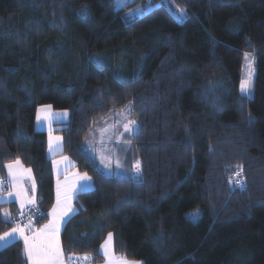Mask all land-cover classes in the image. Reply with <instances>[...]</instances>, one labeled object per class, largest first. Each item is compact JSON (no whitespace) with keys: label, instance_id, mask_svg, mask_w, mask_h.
I'll return each instance as SVG.
<instances>
[{"label":"trees","instance_id":"1","mask_svg":"<svg viewBox=\"0 0 264 264\" xmlns=\"http://www.w3.org/2000/svg\"><path fill=\"white\" fill-rule=\"evenodd\" d=\"M247 52L252 96L240 91ZM44 104L69 110L54 124L61 154L94 183L61 230L66 264L102 262L109 233L144 264H264V0H0V193L17 158L37 181L26 215L0 203V234L50 218ZM98 140L126 146L128 168ZM0 264H28L24 244L0 248Z\"/></svg>","mask_w":264,"mask_h":264},{"label":"snow or ice","instance_id":"2","mask_svg":"<svg viewBox=\"0 0 264 264\" xmlns=\"http://www.w3.org/2000/svg\"><path fill=\"white\" fill-rule=\"evenodd\" d=\"M181 15H184V10H180ZM245 60L247 61V67L249 69L248 77L246 79L241 80L240 89L243 94L246 96H251V76H252V65L254 63V56H252L250 53H245ZM51 108V106H45L43 109L38 110L37 113V120L40 121L41 119L47 120L48 117L41 116V113L48 112V110ZM67 115V113H65ZM129 123L134 124L135 121H130ZM125 131H131L132 129L129 128L128 124L124 125ZM60 137H52L49 136V145L48 150L49 153L55 154L57 151L60 150ZM67 158L65 157V160ZM54 164L58 163L57 161L53 162ZM107 166V165H106ZM7 168V173L9 177V187L12 189V191L8 192V196L12 197L15 196L17 200H19L21 204V208L25 206V204L29 205H35L36 201L33 197H29L27 195V191L24 188V180L27 178V180L31 181L32 184V191H35V180L31 176V169L30 168H24L21 164L20 159H15L13 162L8 163L5 165ZM136 171L139 172L140 170V163L137 161L136 163ZM241 174V171L238 170L236 172V176H239ZM81 179L88 180L89 178L85 175ZM236 183H239V181H236ZM82 188L88 187L87 184H82ZM0 191H3V181L0 180ZM60 196H61V190L60 185L58 183L57 186V207L53 209L52 216L53 220L49 222V224L44 226V229L40 232L34 234L32 237H29L25 234V228L16 227L11 230V232H5L2 236H0V242H2L3 246L11 245L15 242L17 239V235L23 239L24 242V254L27 258V261L29 264H64L63 259V251L60 246L59 242V222L63 219L65 215H67L68 211H71L70 204H68V201L70 197L68 196V190L65 191V207L60 210L58 213L57 209L60 207ZM0 199H4L3 196H0ZM5 217L8 216V213H4ZM27 227V226H26ZM112 241V233L108 234V240L105 242L104 245H102L103 249V255L105 256L107 260V264H140V262H131L128 261L125 257H116L110 248ZM71 259V257H69ZM85 261L89 258L85 256L83 258Z\"/></svg>","mask_w":264,"mask_h":264},{"label":"crops","instance_id":"3","mask_svg":"<svg viewBox=\"0 0 264 264\" xmlns=\"http://www.w3.org/2000/svg\"><path fill=\"white\" fill-rule=\"evenodd\" d=\"M43 106H47V105H43ZM50 115L52 116V118H48V124H46L45 126H41V127L36 125L37 129H40V130L46 129V130L50 131V133H48V138H47V155L50 157V159L52 161V169H53V175H54V179H55V182H54L55 199H54L53 206L50 209V218L45 224L36 228L33 225V221L31 219V217L30 218L26 217L27 220L25 219V222H23V223L19 222V223L15 224L10 229H8L6 232H11V230L13 228H16L19 226L21 228H25V234L28 235L29 237H32L34 234L43 230L44 226L49 224V222L53 220L52 212H53V209L55 207H57V186L59 183L60 190H61V196H60L61 203H60V207L57 209V211L59 213L60 210L65 207L64 197H65V191L66 190H68V196L70 197L68 204H70V207H71V211H68L67 215H65L63 217V219L60 220V222H59V233H58V235H59L60 246L62 248L61 230H62L64 224L66 223V221L69 219V217L75 212L76 206L74 204V200H75V198L79 192L84 191V190H88V189H92L94 187V183H93V179L88 174L81 172L77 168L74 167V160L70 156L65 155V154H61V152L63 150V138L62 137H61L62 139L60 140V145H61L60 150L57 151L55 154L49 153V150H48L49 136L51 135L52 137H57V135H58L54 131V124L58 123V122L67 121L66 118H63V117H62V120H60L59 118H54L52 113ZM36 123L38 124L37 111H36L35 124ZM65 157L67 158L66 160H65ZM54 161H57L58 163L54 164L53 163ZM11 162H13V161H11ZM11 162H8V163H11ZM21 164L23 165L24 168H30V167L24 165L22 162H21ZM5 169H6L7 182H8L9 177H8V173H7V168L5 167ZM30 169L32 170V168H30ZM85 175L89 178L88 180L81 179ZM31 176L35 180V191L34 192L32 191L31 181L27 180V178H25V180H24V188L27 191V195L29 197H33L37 203V181H36L33 170L31 171ZM90 179H91V181H90ZM82 184H87L88 187L82 188L81 187ZM9 191H12V189L10 187L6 192L0 193V196L4 197V199H0V203L15 202V204L17 205V208L19 210L18 216L21 217V216L26 215V212H28V210L33 209L36 206V203H35V205L25 204V206L23 208H21V204H20L19 200H17L15 198V196H12V197L8 196ZM5 212L8 213L7 217H5V215H4ZM3 216L5 219H8V218L13 219L12 215L7 210L3 212ZM4 233L0 234V236H2ZM18 240L23 242V239L17 235V239L15 241H18ZM2 247H4V246H3L2 242H0V248H2ZM62 251H63V249H62ZM63 254H64V256H63L64 264H66L67 258H66L64 251H63ZM28 264H29V262H28Z\"/></svg>","mask_w":264,"mask_h":264},{"label":"rangeland","instance_id":"4","mask_svg":"<svg viewBox=\"0 0 264 264\" xmlns=\"http://www.w3.org/2000/svg\"><path fill=\"white\" fill-rule=\"evenodd\" d=\"M125 1L127 0H116V6L119 7L121 6ZM148 8H150V6H148ZM142 9V8H141ZM140 10V8L138 9ZM137 10V11H138ZM140 12V11H138ZM247 53H250V52H247ZM252 56H254L252 53H250ZM252 68H253V71H252V76H251V96L253 95V91H254V82H255V60H254V63L252 65ZM248 72H249V69L247 67V61L245 60V55L243 57V63H242V72H241V78L242 79H246L248 77ZM241 84V83H240ZM241 91V89H240ZM243 94V93H242ZM245 95V94H244ZM44 105H47V106H51V108L48 110V112L44 113L42 112L41 113V116H47L48 118H52V116L50 115L52 113L53 117L54 118H59L60 120H62V117L63 118H66V120H69V117H70V114H69V110L68 109H56L54 108L51 104H44ZM45 106L43 105H40L37 107V113H38V110H41L43 109ZM65 113H67V115H65ZM49 114V115H48ZM51 116V117H50ZM57 116V117H56ZM46 124H48V119L47 120H44V119H41L40 121H38V124L36 123L37 126H45ZM101 129H104V127H102ZM42 130H45L47 132V138H48V133H50L49 130H46V129H42ZM99 131V129H98ZM57 133V132H56ZM96 133V132H95ZM106 133H109L108 131V128L105 129V132L102 133V136L101 138H105V134ZM57 137H62L61 134L57 133ZM96 138L95 139H100V136H98V134L96 133ZM106 136H109L106 134ZM63 138V137H62ZM61 138V139H62ZM100 141L98 140L95 144V148L99 149L98 153H101L104 158L109 162V163H113L112 165H114L115 167V170L116 169H119L122 171L127 169L128 168V163H129V160H128V148L124 145H118V144H101L99 143ZM121 167V168H120ZM91 181V179H90ZM92 183V182H91ZM75 211H76V208H75ZM72 216V215H71ZM70 216V217H71ZM69 217V218H70ZM65 225V224H64ZM108 240V235L106 237V239L104 240V242L102 243V245L105 244V242ZM23 243V242H22ZM24 244V243H23ZM101 245V246H102ZM110 248H111V251L112 253L116 256V257H121L122 255H119V254H116L114 249H113V236H112V241H111V245H110ZM101 251H102V254H103V249L101 247ZM104 257V260L102 262H99V263H95V264H107V260L105 258V256L103 255ZM124 257V256H122ZM126 258V257H125ZM128 261H131V262H140V264H144L143 260H138V259H129V258H126ZM28 262V261H27Z\"/></svg>","mask_w":264,"mask_h":264},{"label":"built area","instance_id":"5","mask_svg":"<svg viewBox=\"0 0 264 264\" xmlns=\"http://www.w3.org/2000/svg\"><path fill=\"white\" fill-rule=\"evenodd\" d=\"M84 257H72L70 260H69V263L68 264H91V260L90 258L88 260H84L83 259Z\"/></svg>","mask_w":264,"mask_h":264}]
</instances>
